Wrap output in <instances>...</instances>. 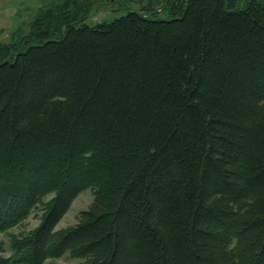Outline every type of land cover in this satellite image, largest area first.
<instances>
[{
  "label": "trees",
  "instance_id": "16d2710c",
  "mask_svg": "<svg viewBox=\"0 0 264 264\" xmlns=\"http://www.w3.org/2000/svg\"><path fill=\"white\" fill-rule=\"evenodd\" d=\"M161 8L0 43V264H264V0Z\"/></svg>",
  "mask_w": 264,
  "mask_h": 264
},
{
  "label": "rangeland",
  "instance_id": "374dc122",
  "mask_svg": "<svg viewBox=\"0 0 264 264\" xmlns=\"http://www.w3.org/2000/svg\"><path fill=\"white\" fill-rule=\"evenodd\" d=\"M246 0H237V5L244 6ZM167 0H0V43L22 39L32 33L33 20L46 8H52L57 17L79 16L80 22L89 26L111 21L125 15L130 10H140L149 13L153 18H168L162 5ZM22 37V38H21ZM92 201V191L87 188L81 191L71 202L68 210L57 223L56 228L72 225L76 222L77 214ZM38 221L37 212H32L20 224L9 229L11 233H18L32 228ZM0 244L5 254L8 249V235L0 231ZM80 258L71 257L64 253L60 257L48 258L43 264H78Z\"/></svg>",
  "mask_w": 264,
  "mask_h": 264
}]
</instances>
